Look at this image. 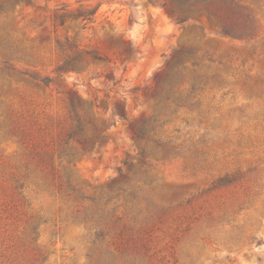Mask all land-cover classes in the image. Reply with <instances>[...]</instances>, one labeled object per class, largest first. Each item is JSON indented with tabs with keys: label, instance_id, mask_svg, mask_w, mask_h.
Listing matches in <instances>:
<instances>
[{
	"label": "rangeland",
	"instance_id": "rangeland-1",
	"mask_svg": "<svg viewBox=\"0 0 264 264\" xmlns=\"http://www.w3.org/2000/svg\"><path fill=\"white\" fill-rule=\"evenodd\" d=\"M183 1L0 0V264H264V0Z\"/></svg>",
	"mask_w": 264,
	"mask_h": 264
},
{
	"label": "trees",
	"instance_id": "trees-1",
	"mask_svg": "<svg viewBox=\"0 0 264 264\" xmlns=\"http://www.w3.org/2000/svg\"><path fill=\"white\" fill-rule=\"evenodd\" d=\"M21 3L31 4L32 0H18ZM188 8H198L200 10L206 11L210 16L215 17L219 21V33L223 36H229L233 38H253L255 36V27L253 24H249L252 21V17L250 15L249 6L244 4L241 0H196L189 1L184 0ZM98 6H94L90 8L89 12L84 13L81 12H70L61 14V21L64 22L67 18L76 19V18H89L88 16L96 13ZM4 7L0 4V14L4 11ZM246 11V12H245ZM249 11V12H248ZM248 13V14H247ZM173 16L176 15L175 11L172 12ZM188 17H184L183 19H179V21H186ZM95 59H103L102 57H94ZM35 78H39L37 75H34ZM41 80L45 83H49L51 81L50 77H43ZM70 116L72 121V127L68 131L66 143L70 140H74L76 142V146H72V152L67 154L68 162L72 163V159L82 150H87L96 147L98 144L101 146L102 142L97 141V133L95 131L91 134L88 133V128L86 126L87 122L81 118V116L77 113L74 104L71 105ZM65 150L62 154H65ZM243 178L242 172H235L233 174L227 173L224 176H221L217 182L215 187L226 186L237 181H240ZM68 187L72 190L75 188L71 184L70 176L67 179ZM35 230V228L33 229ZM35 232V231H34ZM101 237H104L102 235ZM142 247L147 249L146 244H142ZM148 250V249H147ZM131 263V262H130ZM129 263V264H130ZM132 264V263H131ZM134 264V263H133Z\"/></svg>",
	"mask_w": 264,
	"mask_h": 264
}]
</instances>
